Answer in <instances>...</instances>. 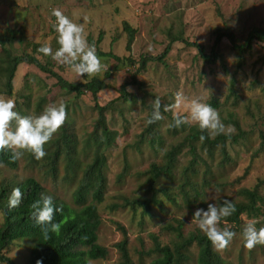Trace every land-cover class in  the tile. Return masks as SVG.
I'll return each instance as SVG.
<instances>
[{
    "label": "rangeland",
    "instance_id": "rangeland-1",
    "mask_svg": "<svg viewBox=\"0 0 264 264\" xmlns=\"http://www.w3.org/2000/svg\"><path fill=\"white\" fill-rule=\"evenodd\" d=\"M53 8H59L74 22L82 23L88 42L90 37L96 42L99 35L103 34L102 41L95 48L113 51L120 56L130 55L137 60L142 54L156 56L163 51L165 31L169 27L174 32L184 31L191 43L197 41L207 53L211 52L215 43L217 28L233 31L237 41H243L254 26L264 28V0H0V33L8 28L18 31V37L11 45L12 53H33L43 61L50 59L56 71H64L66 77L74 81H78L80 76L68 66L34 50L35 44H38L39 48L48 43L53 50L58 47L56 33L52 27V20L55 18L50 16ZM124 21H128L138 30L131 51L126 50ZM149 45L151 51L148 50ZM219 47L224 61L209 64L204 62L194 44L176 42L167 57L176 73V80L166 78L168 72L162 64L149 62L147 70L139 74V78L144 81V94L146 92L147 95L144 96L138 86L129 85L128 89L138 96L137 106L128 114L129 133L119 136L115 145L106 152V189L104 201L98 204L102 218L98 241L108 248L109 255L106 259L92 260L91 264L119 261L120 253L116 244L125 237L122 228L127 232L130 255L138 262L142 257L141 251L153 245L151 233L159 234L161 240L167 242L173 233L163 228L167 223L176 225L178 219L183 222V231L187 235L199 229L191 220L196 207L206 208L208 202L223 199L246 200L240 193L241 189L254 188L257 184L263 196L260 214L242 215L241 226L234 230L236 236L229 245L224 249H214L224 264H264V244H257L248 249L244 247L241 237L242 228L249 221H254L257 228L264 226V48L260 42H255L252 50L243 54V65L238 67L239 54L233 49L230 40L223 38ZM102 63L104 68L98 75L104 79L103 74L109 65L106 66L103 60ZM135 67L137 66L133 68ZM134 71L135 69L126 66L114 72L113 76L107 79L111 88L99 93V103L108 104L119 97L117 87L131 80ZM232 82L237 98L230 93ZM54 83L56 79L39 70L37 66L22 63L15 74L13 95L0 96L14 99L16 110L22 115L38 114L46 105L64 100L67 107L72 108L70 129L77 139L79 157L85 161L89 152L82 150L83 138L86 132L93 130V124L98 118L93 96L86 93L76 98L75 93H67ZM178 91L186 98L180 107L171 108L169 111L160 110L162 119L157 123L156 129L162 136L163 145L158 147V151L147 142L142 145V151L130 149L129 145L133 144L135 135L141 130L139 125L147 122L151 101L158 97L162 106L172 105L174 94ZM42 97L45 98L44 102H41ZM195 97L206 103L212 98H217L221 106L216 109L223 123L231 126V134H235L237 128L225 121L231 118V113L234 114L240 122L244 136L238 142H227V160H224L219 150L213 156L201 151L206 163L200 161L196 165L198 170L194 174V180L201 192L197 200L191 196V200L187 201L180 195L176 173L174 180L162 179L160 187L167 189L177 201L169 200L160 192L163 205L154 206L152 213L146 216L142 215L141 209L135 211L130 206H123L125 197H149L143 186L146 180L143 173L149 169L152 162L162 163L163 151L183 141L189 134L186 124L172 129L170 123L173 112L179 115L189 113L188 104ZM116 104L121 105V100ZM119 114L109 111L106 116L110 119L111 127L121 131L119 124L122 119ZM189 125L196 123L191 122ZM189 149L190 146L186 144L179 156L177 172H181L191 159ZM25 158L26 154L19 158L17 169L0 163V183L5 178L17 183L27 177H35L48 194L70 206H76L73 192L78 183H70L64 178L66 165L60 166L58 177L55 178L50 173L27 165ZM125 165L127 171L123 173ZM248 167L249 172L244 175ZM92 196L89 195V201H93ZM112 205L119 207L112 209ZM2 220L0 213V225ZM219 226L232 228L231 224L224 221H221ZM29 246L30 242L27 240L16 241L7 255L12 257L16 264H29ZM197 255V245L191 246L187 264H197ZM152 257L154 255L144 256V264H150Z\"/></svg>",
    "mask_w": 264,
    "mask_h": 264
},
{
    "label": "trees",
    "instance_id": "trees-1",
    "mask_svg": "<svg viewBox=\"0 0 264 264\" xmlns=\"http://www.w3.org/2000/svg\"><path fill=\"white\" fill-rule=\"evenodd\" d=\"M126 32V50L131 51L132 46L136 41L138 30L133 27L128 21L123 23ZM216 40L211 49L207 53L201 44L197 41L191 43L184 31L174 32L171 27L165 31V42L163 51L154 55H140L137 60L133 56H120L113 51H103L96 48L97 55L106 64L107 69L104 72V79L98 74L91 76H83L78 81L70 80L66 77L64 71L58 72L53 68L50 59H39L33 53L15 54L12 53L11 45L18 37V31L13 28H8L3 33H0V95H13L14 78L20 64L28 63L38 67L42 72L56 79V86L64 89L67 93H75L76 98H80L86 93L93 96L94 108L98 111V118L94 122V128L90 132H86L83 138V148L85 152H89L85 158H80V149L77 145L75 134L70 129V118L72 108L67 107V118L61 128L54 134L53 138L45 145L46 155L37 160L30 152L26 154L25 161L32 168H37L39 171L50 173L53 177H58L60 166L66 165L64 178L70 183L77 182V186L73 192V199L76 206H70L60 199L54 197V203L62 208L61 212L54 215V221L59 223L60 227L57 232L49 231L47 237L41 230V226L37 225L31 217V204L39 199L41 193L48 194L44 186L35 177H27L26 179L14 183L10 179H3L0 183V213H2V223L0 225V264H16L14 259L7 255L12 244L19 240H27L30 242L29 264H36L39 260L42 264H91L92 260L106 259L109 255L108 248L99 243V229L102 224V218L99 213L98 204L104 201V193L106 189V174L105 168L107 165V150L115 145L116 139L119 136H124L129 133L130 127L128 124V114L136 109L138 96L135 92L128 89L129 85H136L144 94V81L139 78V74L147 70L149 62L159 63L165 67L168 72L166 78L173 81L176 80V73L172 70V66L167 60L173 50L176 42H184L188 45L194 44L198 47V52L201 58L206 63L223 62V56L220 54L219 46L223 38H228L232 43L233 49L239 54L237 60L238 67L243 65V54L250 52L255 42H260L264 48V28L254 26L248 32L243 41H237V36L231 30L225 28L215 29ZM103 39V34H100L97 41L89 38V43L95 46L100 44ZM38 44H35L34 50L37 51ZM198 58V56H196ZM112 63L114 65H112ZM130 66L135 69L131 80L117 87L120 95L113 99L108 104L101 105L99 103V93L103 90L111 88L107 79L111 78L117 70L122 67ZM134 66H137L133 68ZM106 78V79H105ZM230 93L234 97L237 92L234 83H231ZM264 90V86L262 87ZM146 94V92H145ZM144 94V96H145ZM147 95V94H146ZM156 99V98H155ZM121 100L122 104H116ZM142 100V99H141ZM45 98L42 97L41 102ZM143 103V102H142ZM214 108H219L221 103L217 98H212L208 101ZM42 106V105H41ZM149 112L146 121L152 113L151 105L148 106ZM161 110L164 111L163 106ZM109 111L119 112L122 119V130L112 128L110 119L106 116ZM230 119H225L226 123H232L236 128L235 134L221 133L212 138L206 136L204 141H200L201 130L198 125L186 124L189 128V134L186 138L176 144L171 145L163 151V161L158 163L152 162L149 169L143 175L146 176L143 186L146 188L149 197L137 196L134 198L125 197L123 206H130L133 210L141 209L143 216L150 215L154 206L163 205V199L160 192L171 201H177L172 197L167 189L161 188L162 179L167 178L174 180L177 173V182L180 195L187 201L190 197L196 200L201 192L198 188V183L194 180V174L197 172L200 161L206 163L201 151L213 156L217 150L223 155L224 160L228 159L226 152V144L228 141L238 142L244 136V131L241 128L239 120L234 114H230ZM159 121L153 124L139 125L141 130L135 135L133 144H130V149L141 150L145 142L149 143L155 151L163 145L162 136L156 129ZM173 124V116L171 117L170 128L177 129L171 126ZM184 125V124H183ZM181 125V126H183ZM186 144L190 146L192 154L188 164L177 172L179 164V156L182 154ZM129 148V147H127ZM126 147L124 148V152ZM10 151H0V163L9 168L17 169L20 159H10ZM89 158V159H88ZM127 164V161H124ZM250 167L245 171L247 175ZM123 173L127 171V166H124ZM205 181V180H204ZM20 187L23 197L20 206L9 210L7 207V198L13 188ZM240 193L246 197V200H232L235 203L236 211L222 221L232 225L231 230H235L242 223V215L258 216L260 214V204L263 201V196L259 192V184L254 188H243ZM92 194L93 201H89L88 197ZM204 205V200L202 201ZM121 206V205H120ZM119 205H112V209H116ZM183 222L177 219V224L167 223L164 230L171 231L173 235L167 242H163L159 234L151 233L150 237L153 245L149 249L141 251L140 261L135 262L129 252V239L124 228L122 231L125 237L122 241L116 244L120 258L117 263L105 264H144V256H153L150 264H187L189 257V249L193 245L198 247L197 264H224L221 257L216 253L214 247L207 239L205 234L196 229L189 232L187 235L183 231ZM121 228V227H120Z\"/></svg>",
    "mask_w": 264,
    "mask_h": 264
},
{
    "label": "clouds",
    "instance_id": "clouds-1",
    "mask_svg": "<svg viewBox=\"0 0 264 264\" xmlns=\"http://www.w3.org/2000/svg\"><path fill=\"white\" fill-rule=\"evenodd\" d=\"M52 27L56 33L58 47L53 48L48 44H42L37 52L43 56H50L52 60L68 66L78 76H91L98 74L104 65L97 55L95 45L89 43L82 23L74 22L59 8H53L50 13ZM151 51V45L148 48ZM185 97L179 91L174 94V103L164 105V110L178 108L185 101ZM152 113L147 124H153L162 119L161 101L157 97L151 101ZM189 113L179 115L173 112V127L195 122L201 130L200 141L221 133H231L233 128L226 126L217 111L209 103L195 97L188 104ZM67 104L64 100L52 102L46 105L38 114L22 115L16 110V102L12 98L0 96V151H10V159L20 158L24 152H30L37 160L46 155L45 145L53 138L67 118ZM23 193L20 187L12 189L7 198L9 210L20 206ZM31 217L45 237L49 231L57 232L59 223L54 221V215L62 211V208L54 203V197L41 193L39 199L31 204ZM236 211L235 203L230 199L211 201L206 208L196 207L191 220L205 234L213 247L224 249L232 241L236 233L228 227H220V222L231 216ZM241 237L244 247L251 249L257 244H264V226L256 227L254 221L247 222L242 228ZM36 264H42L37 261Z\"/></svg>",
    "mask_w": 264,
    "mask_h": 264
}]
</instances>
